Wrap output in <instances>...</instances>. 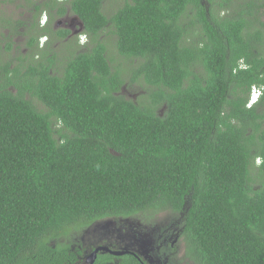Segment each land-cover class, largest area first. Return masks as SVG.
<instances>
[{
  "label": "trees",
  "instance_id": "16d2710c",
  "mask_svg": "<svg viewBox=\"0 0 264 264\" xmlns=\"http://www.w3.org/2000/svg\"><path fill=\"white\" fill-rule=\"evenodd\" d=\"M106 1H72L87 42L60 75L48 48L23 77L0 62V264H76L61 238L167 211L195 264H264L260 0H124L110 16ZM105 36L139 60L147 102L118 94Z\"/></svg>",
  "mask_w": 264,
  "mask_h": 264
},
{
  "label": "flooded vegetation",
  "instance_id": "af4514ba",
  "mask_svg": "<svg viewBox=\"0 0 264 264\" xmlns=\"http://www.w3.org/2000/svg\"><path fill=\"white\" fill-rule=\"evenodd\" d=\"M72 1L0 0V6L5 3L11 4L14 8L21 10L22 16H24L22 20H13V18H3L0 12V28L3 26L9 29L14 28L17 35H22L25 41L24 52H34L36 47L39 50L45 47V50L49 42L56 45L57 42L73 40V47H79L76 50L79 52L80 48L87 42V37L83 33L84 24L71 9ZM123 3L124 0L121 2L119 0L114 9ZM237 3L240 4L242 1L237 0L232 4L236 6ZM253 5L260 8L256 12L260 16L258 19L264 22V0L253 1ZM62 8L64 9L63 12H61ZM230 8L234 10V7ZM46 28L49 30L46 31ZM18 29H22L23 32L20 34ZM57 33L66 35L60 37ZM81 37L85 40L84 44L80 42ZM11 48L13 49L10 46L9 51ZM71 51L74 52L75 50L72 49ZM258 89L261 96L262 89ZM247 107H251L249 98ZM153 218L150 220L145 218V225L140 224L138 218L135 221L137 224L133 222L135 219H105L94 223L79 233H73L70 240L66 241L61 238L60 243L62 246L67 245L69 247V250L74 254L76 264H87V256L100 247H107L111 251L125 252L123 255L114 256L99 250L96 258L101 255L112 257L107 261V264H119L121 257L125 255L131 256L139 264H195L187 256V246L182 235V220L174 217L173 221L170 219L166 222L167 224L171 222L169 225H159L152 223Z\"/></svg>",
  "mask_w": 264,
  "mask_h": 264
},
{
  "label": "rangeland",
  "instance_id": "374dc122",
  "mask_svg": "<svg viewBox=\"0 0 264 264\" xmlns=\"http://www.w3.org/2000/svg\"><path fill=\"white\" fill-rule=\"evenodd\" d=\"M122 0H120L121 2ZM119 2V0H107L103 4V12L106 16H110L113 12L116 4ZM231 7H236L235 4H232ZM229 11H233V9H229ZM0 12L2 13L3 18H13V20H22L24 16H22L21 10L14 8L13 5L5 3L4 5L0 6ZM226 12L222 13L225 14ZM3 26L0 28V62L2 64H8L10 71H16L19 75V77H23L22 75L26 73V70L30 67H34L35 63L41 59L40 54H35L33 52H24L23 46H25V41L23 39L22 35H17L15 33L14 28H7ZM2 29V30H1ZM14 30V31H13ZM18 32L21 34L23 31L22 29ZM9 35V36H8ZM107 40L108 50H107V56L110 60V64L112 66V70L121 69L120 71V77L122 80L121 88L119 89V95L125 97L128 100H131L134 103H142L147 102V98L151 91H154V88L149 87L142 79H139L138 81L131 80V69L136 67L139 63V60H134L132 63L129 61L123 60L115 50L114 46V37H103ZM74 41V40H73ZM57 42L56 45H54L52 42L47 43L48 51L45 54V58L49 54V56H55L54 57V64H53V70L52 72L60 75L62 72V68L66 60L70 57L73 50H78L79 47L74 48L72 42ZM78 41V39H77ZM75 41L77 44L78 42ZM85 43V42H84ZM81 43V44H84ZM12 46L10 51H6L5 47L3 46ZM16 48V49H14ZM45 48V47H44ZM42 48V50H44ZM200 71V70H198ZM9 89L12 92H17V88L14 86H9ZM25 97L29 100H31L35 106H37L38 109L45 111L46 109L44 106L36 100V98L32 97L28 92H25ZM55 127H59L58 123H55ZM174 215L171 214V212H163L161 214H158L153 218L152 223H157L159 225H169L166 223L168 220L172 219L174 220ZM133 221V220H132ZM136 219L133 221L135 222ZM139 222L140 224L145 225L144 219L140 218ZM136 223V222H135ZM137 224V223H136Z\"/></svg>",
  "mask_w": 264,
  "mask_h": 264
},
{
  "label": "water",
  "instance_id": "95a60500",
  "mask_svg": "<svg viewBox=\"0 0 264 264\" xmlns=\"http://www.w3.org/2000/svg\"><path fill=\"white\" fill-rule=\"evenodd\" d=\"M99 250L108 252V253H110L111 255H114V256L123 255L125 253L124 251H111L107 247H100V248L96 249L92 254L87 256V258H86V263L87 264H93L94 263V261L96 259L97 252Z\"/></svg>",
  "mask_w": 264,
  "mask_h": 264
},
{
  "label": "built area",
  "instance_id": "2783aa9c",
  "mask_svg": "<svg viewBox=\"0 0 264 264\" xmlns=\"http://www.w3.org/2000/svg\"><path fill=\"white\" fill-rule=\"evenodd\" d=\"M258 96H259V92H258V90L252 88L251 93H250V97H249V103H250L251 105L254 104V103L257 101Z\"/></svg>",
  "mask_w": 264,
  "mask_h": 264
},
{
  "label": "clouds",
  "instance_id": "9594fccd",
  "mask_svg": "<svg viewBox=\"0 0 264 264\" xmlns=\"http://www.w3.org/2000/svg\"><path fill=\"white\" fill-rule=\"evenodd\" d=\"M80 42H81V43H84V42H85V40H84V38H83V37H81V38H80ZM253 88L258 90V92H259L258 99H259V97H260V91H259V89H258V88H256V87H253ZM251 90H252V88H251ZM250 93H251V92H250ZM258 99H257V101H258ZM257 101H256V102H257ZM256 102H255V103H256ZM255 103H254V104H255ZM254 104H252V105H254ZM252 105H251V106H252Z\"/></svg>",
  "mask_w": 264,
  "mask_h": 264
}]
</instances>
